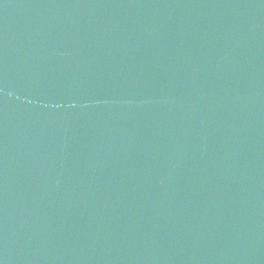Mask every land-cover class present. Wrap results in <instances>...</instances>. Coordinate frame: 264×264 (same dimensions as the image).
Masks as SVG:
<instances>
[{
  "label": "water",
  "instance_id": "water-1",
  "mask_svg": "<svg viewBox=\"0 0 264 264\" xmlns=\"http://www.w3.org/2000/svg\"><path fill=\"white\" fill-rule=\"evenodd\" d=\"M0 264H264V0H0Z\"/></svg>",
  "mask_w": 264,
  "mask_h": 264
}]
</instances>
